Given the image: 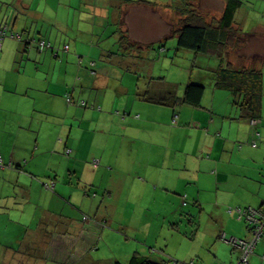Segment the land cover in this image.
Segmentation results:
<instances>
[{
	"label": "crops",
	"instance_id": "crops-1",
	"mask_svg": "<svg viewBox=\"0 0 264 264\" xmlns=\"http://www.w3.org/2000/svg\"><path fill=\"white\" fill-rule=\"evenodd\" d=\"M195 1L205 21L216 24L226 0ZM176 9L175 0L152 3L145 0H0V10L10 16L6 20L0 17V25L22 32L29 40L18 43L6 38L0 46V138H6L0 146V155L7 166L0 168V182L7 187L16 184L31 193L30 173L26 167L19 171L17 167L29 155L26 150L32 137L37 149L44 145L47 147L43 148L64 152L68 148L75 156L72 162H67V168L72 166L74 170V177L80 172L88 173L93 180L102 165V171H122L123 182L115 198H119L117 195L127 199L144 197L151 190L155 203L161 202L155 207L162 212L187 201L199 206L200 211L211 210L210 218H215L216 226L205 239L210 252L200 255V264H233L237 253L220 236L246 238L248 231L227 208L264 206V95L261 116L252 125L250 120L240 118L232 95L214 87L213 69L217 62L213 54L182 49H177V53L203 57V67L194 66L195 70L185 71L188 81L209 80L200 107L184 103L150 104L141 98L144 93L138 86L131 98L130 89L123 84L121 70H125V65L120 55L132 51L141 54L145 49L168 53L163 50L165 41L168 38L177 41L175 32L183 18L180 16V22H176ZM155 16L157 20L152 19ZM97 21L103 28L95 26ZM234 27L246 34V40L234 52L235 59L229 53L230 61L237 67L259 70L264 78V0H242ZM30 40L47 41L53 49L40 51ZM25 42L29 43L28 47ZM161 42L162 50L154 49ZM82 53L102 60L95 63L96 75L90 76L89 69L82 72L79 69L77 60ZM110 55L113 57L108 59ZM184 88L176 90L179 99ZM68 93L75 101L85 100L87 107L68 104L65 98ZM57 106L61 111H57ZM161 111L167 113L164 119L152 117L151 113ZM54 112H61L62 116H53ZM174 115L177 116L175 125L172 124ZM43 116L54 128L32 122L33 118ZM160 128L169 132L160 135ZM184 133L186 141L180 143L179 137ZM9 163L16 169H9ZM129 186L136 187V195L134 189L125 191ZM4 196L0 195L2 223H7L8 228L28 223L31 218L26 217V206L18 210V215L7 212L4 210L7 206L1 204L8 198ZM12 205L8 209L16 211L15 202ZM92 225L86 224L78 230L64 229L62 237L55 232L52 238L60 240V248L70 247L82 256L98 238ZM200 228L199 220L192 223L191 230L195 233ZM104 235L110 234L104 232ZM69 237L76 241L70 243ZM88 243L91 244L87 249ZM262 254L264 239L255 248L250 263L262 264Z\"/></svg>",
	"mask_w": 264,
	"mask_h": 264
},
{
	"label": "rangeland",
	"instance_id": "rangeland-1",
	"mask_svg": "<svg viewBox=\"0 0 264 264\" xmlns=\"http://www.w3.org/2000/svg\"><path fill=\"white\" fill-rule=\"evenodd\" d=\"M145 1L152 3L155 0ZM175 1L176 22L179 21L180 16L186 13L183 10L188 8L187 5H190L192 10L201 13L195 0ZM0 17L6 20L10 16L7 11L0 10ZM152 19L157 20L158 18L155 16ZM95 26L103 28L98 21ZM109 28L110 26L105 32L106 36H108ZM117 44L119 45V43ZM157 46L158 44H155L156 48L154 49H157ZM163 50L168 53L161 54V52L145 49V51H141V54L132 51L120 55V59L124 61L125 65V70H121L123 84L130 89L131 98H134L136 86L139 87L141 93L147 92V96L150 98L159 97L167 89L174 88L176 90L184 87L188 81V74H185V71L189 72L190 68L195 70L194 66L203 67L201 64L203 57H194V54L188 52L177 53L176 39L173 42L172 38H168ZM79 55L83 57L77 60L81 72L87 69L90 61L102 62L97 56H91V58L85 53ZM231 56L235 59L234 52ZM112 57L113 55H110L108 59ZM208 81L206 79L203 84L207 86ZM53 89L56 88L53 87ZM56 109L61 111L59 106ZM163 109L167 110L164 107ZM60 114L61 112L52 113L53 116ZM151 114L152 117L160 119H164L167 115L165 111ZM46 118L45 116L33 118L32 122L54 128ZM160 129V135L169 132L168 129ZM30 135L33 136V133ZM184 136L185 133L180 135V143L186 141ZM5 141L4 136L0 138V146H3ZM43 147L47 146L43 145L42 149H37L35 138L32 137L30 148L26 150L29 154L26 157L27 171L32 175L31 193L24 192L16 184L7 187L6 184L0 182V195L8 197L1 203L3 206H7V210L6 208L4 210L11 213L16 212L18 215V210L26 206V217L31 218L26 224H16L8 228L7 223H2L3 220L0 216V221L2 220L0 223V264H20L21 262L18 260L21 258L43 259L45 264L76 263L80 257L78 250L72 252L71 249L65 248L64 251V248L59 246L60 240L52 237L55 236V232L60 233L62 237L64 231L80 228L86 224H93V231L101 239L100 241L96 239L97 251H94L95 249L93 251L86 250L89 258L113 257L124 261L128 255L138 252L153 260L160 259L158 261L162 260L165 264H190L191 261L200 264L202 260L200 255L210 252L205 239L216 226L215 218H210L211 210L200 211L199 206L187 201L184 205L177 204V208L169 212H162L155 207L160 206L161 202L155 203V197L151 190L146 192L144 197L135 196L127 199V197L117 195L119 198H115L114 195L117 190H120V184L123 182L121 180L123 179L122 171L116 170L111 173L102 171V165L93 180L88 173L80 172L78 176L74 177L72 166L67 168V162H72L75 159L74 155L66 156L60 150ZM88 162L90 165L89 160ZM129 189H134L133 192L135 195L137 194L136 187L129 186L125 191H129ZM13 202H15L14 207H18L16 211L14 208L13 210L8 209L13 206ZM197 219L201 228L195 233L191 227L192 223H197ZM212 222L214 223L212 224ZM104 232L110 235H104ZM49 236L52 238L49 239L50 242L40 245V239ZM28 238L29 242L27 243ZM71 240V237L67 238L70 243ZM75 241L73 238L72 243ZM90 244L88 243L87 249L91 246ZM84 253L82 252L83 255ZM11 259H16V262L13 263Z\"/></svg>",
	"mask_w": 264,
	"mask_h": 264
},
{
	"label": "trees",
	"instance_id": "trees-1",
	"mask_svg": "<svg viewBox=\"0 0 264 264\" xmlns=\"http://www.w3.org/2000/svg\"><path fill=\"white\" fill-rule=\"evenodd\" d=\"M241 4H242V0H226L222 15L216 24L213 23L208 24L199 12L192 10L191 6L187 5L188 8H184L183 10V12L186 11V13L184 14L182 13L183 17L182 16L181 17L183 19L180 22L178 30L175 32L177 38L176 49L192 51L197 54H210V55L213 54V58L217 62L215 68L213 69L214 87L218 90L227 91L232 95L233 104L238 109L239 116L241 119L259 120L262 112V98L264 95L263 74L259 70L249 69L245 67H237L236 65H233L228 56L231 51L232 52L239 51L246 40V34H243L239 28L234 27L235 14L236 11L240 8ZM3 28H5L3 40L6 38H10L18 43H23L24 41L29 42V40L25 39V34H23L22 32L21 33L14 32L6 24L0 25V30H3ZM16 35L19 36V39L15 37ZM122 40L124 41L123 38ZM30 41L32 42V40ZM123 41H120V44H123ZM28 42H25L24 44L26 47H28L29 44ZM37 42L34 40L32 44L34 45L36 44L38 50L44 51L48 49L44 47L40 49ZM45 42L49 43L47 41ZM162 47L163 44L161 42L158 44L157 49L162 50ZM79 59H82V57L79 56ZM87 69H89V67H87ZM94 72L96 73L95 68H94ZM90 76L93 75L90 74ZM176 90H174V88L171 90L167 89L162 95L158 94L160 96L157 98L148 97L146 92L142 94L143 96L141 98L145 101H148L151 104H156L161 106H170L175 103H184L192 107H200L204 92L206 90V86L201 82L189 80L188 83L185 85L182 99H179L177 97ZM65 98L67 100V103L70 105L77 104V106L84 108L87 107L88 105V103L85 100L75 101L71 93L66 94ZM176 123H177V116L174 115L172 118V124L175 125ZM63 153L64 155L69 156L71 150L66 148ZM26 157H24L22 161L23 164L17 167L18 171L21 170V168L23 167H26V170H28V165H26ZM0 159L2 160V164L0 168L4 169L7 166L6 164H4L1 155H0ZM9 164H10L8 165L9 169H16V167L12 165V163ZM245 208L264 210V206L257 208L248 206ZM229 209L235 210L233 208L228 207L227 211ZM240 209H244V208H240ZM238 221H241L244 224L246 230L248 231V237H249L250 235L249 227L246 225L245 221L240 219H238ZM83 226L85 227V225H82L81 227L84 228ZM78 229L79 228H76V230ZM220 237H222V239L224 237V241L227 242L228 239L230 238H237V237L226 238L224 234H222V236ZM50 238L51 237L49 236L48 238L40 239V245H46ZM238 239H245V238H238ZM263 239L264 236L260 238L258 243ZM98 240L100 241L101 239L97 238V241ZM96 245H97L96 243L94 245H91L90 249L88 250L93 251L95 249L94 251H97L98 248H96ZM65 248L71 249L69 247H65ZM65 248L63 249L64 251ZM233 249L236 251L238 255L237 250L235 248ZM253 254L254 251L252 255ZM84 255L81 256L80 254L81 257L79 258V261L73 264H165L163 261L153 260L151 259V257L143 256L138 252H134L131 255H128L126 259L123 258L124 261L118 260L117 258H113V257L89 258L87 251H85ZM263 255L264 254H262L261 257ZM11 260L13 261V263L16 262V259L14 260L11 259ZM31 260L32 259L21 258L18 261L21 262L20 264H37L38 261L43 262V259H38V258L36 260H32L34 261V263H32ZM25 261H27V263H25ZM236 261L233 264H235ZM261 262L262 264H264L262 260ZM191 263L195 264L193 261H191Z\"/></svg>",
	"mask_w": 264,
	"mask_h": 264
},
{
	"label": "built area",
	"instance_id": "built-area-1",
	"mask_svg": "<svg viewBox=\"0 0 264 264\" xmlns=\"http://www.w3.org/2000/svg\"><path fill=\"white\" fill-rule=\"evenodd\" d=\"M4 30H0V46L1 41L4 37ZM19 39V36L16 35ZM38 46L41 48H48L53 49L52 45L50 43H46L43 41L37 42ZM68 49V45L64 46V50ZM90 74L96 75L94 72L95 62H89L88 64ZM252 125H256L258 123V120L252 119L250 120ZM252 146H255V143H252ZM2 164V160L0 159V166ZM229 213H235L237 216V219L244 220L246 225L249 227V237L245 239H238V238H230L228 239V242L231 243L233 248H235L238 252L237 255V261L235 264H251L250 263V257L260 240L262 236H264V210L262 209H253V208H244V209H235V210H228ZM224 239V237H223ZM261 260L264 263V255L261 257ZM192 264V263H190Z\"/></svg>",
	"mask_w": 264,
	"mask_h": 264
}]
</instances>
